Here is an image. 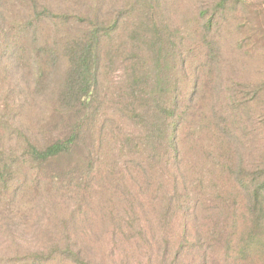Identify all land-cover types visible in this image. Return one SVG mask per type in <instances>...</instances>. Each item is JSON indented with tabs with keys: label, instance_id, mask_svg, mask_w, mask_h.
Here are the masks:
<instances>
[{
	"label": "rangeland",
	"instance_id": "1",
	"mask_svg": "<svg viewBox=\"0 0 264 264\" xmlns=\"http://www.w3.org/2000/svg\"><path fill=\"white\" fill-rule=\"evenodd\" d=\"M218 1L43 0L52 14L68 16L72 20L75 17L96 16L110 22L125 10L129 12L131 6L134 13L148 11L166 19L163 22L167 29H157L164 39L173 35L174 39H169L167 46L174 45L177 54L172 48L166 47L162 54L169 52L174 60L167 61L163 55L158 62L153 56V50H147L146 58L143 59L147 77L144 78L145 84L139 88L146 96H149L147 92L151 95L176 93L185 102V106L187 103L193 105L195 132L191 138H182L180 148L183 158L179 164H175L184 169L186 183L183 187L177 184L176 191L180 193L183 188H189L188 183H192L193 179L201 180L200 193L210 195L211 200L219 199L220 195L216 187L217 181L213 178L217 172L213 167L215 152L211 137L214 125L209 123L217 122L221 116L219 106L225 103L239 115V118L231 119L230 122L239 121L244 124V115L235 111L237 102L244 101L245 96H251V92L264 81V39L254 37L252 32L254 21L263 20L264 23V0L227 1L226 6L220 10L225 14V20L220 19V41L224 47L215 62L204 58V52L198 48L194 36L187 37L193 17L198 13L210 14ZM63 29L68 36L81 31L75 23H70ZM47 30L54 32L52 29ZM130 31V24H123L102 45L107 53L97 89V107L100 119L104 121L103 135L112 131L111 135H104L100 140L102 153L99 155L98 147L92 149L90 145L93 140H97L96 136L91 139L86 137L85 143L93 150L92 154L87 155L86 149H77L44 167V171L56 176L53 187L40 185L38 190L29 189L12 199L0 198V257L16 251L38 250L57 239L80 245L87 254L85 257H90L93 264L160 263L159 256L155 255L153 239H148L149 234L144 239L149 243L144 246L138 237L136 240L132 239L137 236L135 232L127 233L125 230L128 227L126 224L143 225L144 221L153 224L154 229L158 219H165L162 212L171 186L170 183H164V177L172 182L165 172L154 169L155 166L160 168L156 162H159L162 153L156 142L142 152V157L147 158L144 163L152 168L139 173L134 172L130 166V163L136 165L135 161H130L133 158L132 150L120 148L114 140L123 138L121 135H142L140 125L134 119L136 114L151 117V124L159 125L161 120L160 115L150 113L148 105L136 111L134 117L132 108L128 107L126 89L128 82H131L129 61H121V58L137 54V51H129L128 46L123 51L124 55H121L120 50ZM179 39H183L182 45H179ZM251 49L253 55L249 57ZM24 60L0 55V150L5 155L10 148L16 149L13 146L14 136L7 139L12 136V131L19 129L30 137L38 138L40 132L43 134L54 128L55 121L57 123L58 120L52 88H56L65 65L63 62L55 63L48 75L49 84L43 89H37L31 81L30 65ZM247 107L250 112L249 122L254 127L250 136L247 137L248 133L245 131L242 135L245 134L246 138L238 135L240 142L236 151L238 158H243L244 163L256 157V151L262 148L264 139V123L261 120L264 110H258L257 106ZM53 112L55 116L51 118ZM203 126L206 128L205 137L200 134ZM244 139L249 141L244 142ZM86 144L85 147L90 149ZM251 151L254 153L251 154ZM169 174L177 176L176 172L173 174L171 171ZM80 175L85 184L83 190L66 187L68 180ZM190 215L191 213L188 216L176 215L173 228L164 227L167 230L164 238H176L184 224H187L190 241L201 240L209 225L201 213L196 212L192 217ZM168 218H171L170 215ZM118 225L120 227L115 231ZM193 228L195 232L191 231ZM164 238L161 240L164 241ZM158 241L159 238L154 236V242ZM201 255L192 252L182 259L168 255V261H174V264H198L197 258ZM205 264L223 263H214L208 259Z\"/></svg>",
	"mask_w": 264,
	"mask_h": 264
},
{
	"label": "trees",
	"instance_id": "2",
	"mask_svg": "<svg viewBox=\"0 0 264 264\" xmlns=\"http://www.w3.org/2000/svg\"><path fill=\"white\" fill-rule=\"evenodd\" d=\"M227 1L229 0L216 2L210 14L198 13L193 17V24L187 31V37H195L198 48L204 52V58L211 62L216 61L218 53L224 47L220 41L222 33L220 19L225 20V14L220 10L226 6ZM131 7L133 9V6ZM132 9L129 12L125 10L110 22L100 20L96 16L75 17L72 20L68 16L52 14L43 0H0V55L11 59H25L26 64L30 65L31 81L37 89H43L47 83L49 84L48 75L51 74L55 63L63 62L65 65L56 88H52L56 100L54 108L58 114L56 126L43 134L40 132L38 138L30 137L19 129L14 130L12 136L7 139L14 136L13 146L16 149L10 148L7 155L0 150V198L12 199L29 189L38 190L40 185L53 187L56 176L54 173L44 171V167L47 163L70 155L77 149H86L89 155L93 153L92 149L98 147L97 152L99 155L102 153L100 151L102 136L104 138V135L112 134V131H109L103 135L104 121H101L97 107L99 105L97 89L107 53L102 45L123 24H130L131 31L124 44L125 48L123 46L120 50L121 55H124L123 51L128 46L129 51L133 49L137 51V54L121 58V61L123 59L124 62L129 61L131 82H128L126 89L128 107L132 108L134 117L136 111L148 105L150 113L160 115L161 120L159 125L151 124L149 123L151 117L136 114L134 119L138 121L142 135L135 137L121 135L123 138L114 140L120 148L132 150L133 158L130 161H135L136 165L130 163V166L134 172L139 173L152 168L144 163L147 158L142 157V152L156 142L162 153L159 162H156L160 168L155 166L154 169L165 172L172 182L164 177V183H170L171 186L162 212L165 219L163 221L158 219L154 229L153 224L145 221L143 225L126 224L128 226L125 227L126 232H135L137 236L132 239L136 240L138 237L144 246L149 243L148 240H144L149 234L148 239L151 237L153 245L156 246L154 250L155 255L160 258L159 264H174V261H168V255L182 259L192 252L202 254L200 260L197 258L198 264H205L208 259L223 264H264V139L262 148L256 151V157L251 161L244 163L243 158H238L236 152L240 142L238 135L245 137V134L242 135L245 131L248 137L254 127L249 122L250 112L247 106H257L258 110H264V81L259 87L253 84L257 89L251 92V96H245L244 104V101L237 102L235 111L244 115L242 116L245 117L244 124L239 121L230 122L231 119L239 118V115L231 111L225 103L219 106L221 116L217 122L209 123L214 125L211 137L214 140L215 152L213 167L217 172L213 178L219 182H216L218 185L216 187L220 198L211 200L210 195L201 194L202 181L195 179L188 183L189 188L180 190V195L176 191V185L183 187L186 180L182 166L175 164H179L183 158L180 148L182 138L185 140L191 138L195 132L193 105L187 103L185 106V102L176 93L163 92L151 95L147 92L149 96H146L141 92L139 86L145 84L144 78L147 77L146 64L143 62L147 50H153L155 60L158 59L160 62L163 55L167 61L174 60L172 58L174 56L169 52L162 54V51L166 47L175 51L176 48L172 44L167 46L169 39H174L173 35H168V39L159 35L158 27L162 30L167 29L163 22L166 21L165 18L148 11L134 13ZM167 19L170 20L169 17ZM70 23L78 24L81 31L68 36L66 30L62 28ZM47 28L54 32L51 33ZM147 30L154 32L148 33ZM252 32L254 37L264 39L263 20L254 21ZM181 40L183 39H179V45H182ZM252 55L253 49L248 56ZM53 116L54 112L51 118ZM261 120L264 123V114L261 115ZM205 129V126L200 129L203 137ZM95 136L97 140L90 143L91 149L85 143V139ZM140 137H142L140 140H136ZM248 141L244 139V142ZM85 144L91 150L86 148ZM253 153L254 151H251V154ZM171 171L173 174L176 172L177 176L169 174ZM66 187L83 190L85 184L82 175L68 180ZM196 212L204 215V221L209 225L206 235L201 240L190 241L187 224H184L176 238H164L167 232L165 228L170 226L173 228L176 215L188 216L191 213L192 217ZM168 215L171 218H168ZM119 227L118 225L115 231ZM191 231L195 232L194 228ZM154 236L160 241L155 243ZM161 238H164V241ZM49 243V246L38 250L16 251L1 256L0 264L94 262L90 257H85L86 252L75 242L55 239Z\"/></svg>",
	"mask_w": 264,
	"mask_h": 264
}]
</instances>
